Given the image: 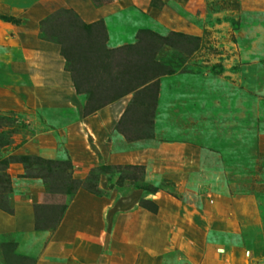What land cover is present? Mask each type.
Instances as JSON below:
<instances>
[{
  "label": "rangeland",
  "instance_id": "1",
  "mask_svg": "<svg viewBox=\"0 0 264 264\" xmlns=\"http://www.w3.org/2000/svg\"><path fill=\"white\" fill-rule=\"evenodd\" d=\"M75 20L102 21L109 49L154 58L152 99L86 110L88 87L74 84L84 70L58 44L84 39ZM128 109L122 130L143 139L120 133ZM218 197L242 231L210 241L264 264V0H0V213L21 200L53 232L78 199L148 211L162 198L200 208ZM28 237L2 244L0 264H35L45 239L31 248Z\"/></svg>",
  "mask_w": 264,
  "mask_h": 264
},
{
  "label": "crops",
  "instance_id": "2",
  "mask_svg": "<svg viewBox=\"0 0 264 264\" xmlns=\"http://www.w3.org/2000/svg\"><path fill=\"white\" fill-rule=\"evenodd\" d=\"M47 83L42 85L45 91ZM96 201L76 200L74 204L83 206L79 214L73 204L52 232L39 230L32 208L18 200L14 216L0 213V248L9 241L20 244L28 235L31 248L45 239L35 264H253L246 257L249 251L225 249L220 253L222 246L209 239L213 233L242 231L228 198L218 197L200 208L162 198L156 202L157 214L127 204H122L124 209L120 204L102 210ZM170 256L175 259L166 262Z\"/></svg>",
  "mask_w": 264,
  "mask_h": 264
},
{
  "label": "trees",
  "instance_id": "3",
  "mask_svg": "<svg viewBox=\"0 0 264 264\" xmlns=\"http://www.w3.org/2000/svg\"><path fill=\"white\" fill-rule=\"evenodd\" d=\"M71 11H65L69 14ZM3 21L15 24V18H3ZM72 29L84 33V39L69 45L68 40L58 41L61 46V53L66 61L73 65L78 64L84 71L85 79H74L75 88L78 94H83V83L88 87L87 93L90 102L86 107L88 112H96L120 99L121 97L136 92V96L142 99H152L150 92L155 94L158 90L157 82L154 83V66L157 62L148 59L143 52L137 49V45H129L118 49H109L105 46L107 36L104 35L103 22L86 24L80 20L70 21ZM81 35V34H80ZM86 37V38H85ZM92 39V40H91ZM87 40V41H85ZM73 71V70H72ZM80 72V71H79ZM81 73V72H80ZM80 75V74H79ZM157 77V76H156ZM157 99L156 96L153 97ZM94 102V103H93ZM96 103V104H95ZM92 106L93 108H89ZM128 109L118 126L120 133L128 141L140 140L141 137L132 138L122 130L125 120L129 116ZM27 159V158H23ZM108 167H105L106 169ZM143 206L144 209L156 214L158 207Z\"/></svg>",
  "mask_w": 264,
  "mask_h": 264
}]
</instances>
